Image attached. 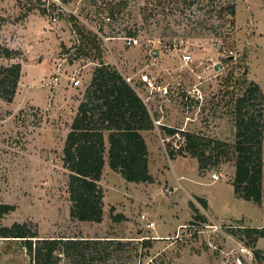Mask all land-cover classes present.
Segmentation results:
<instances>
[{"label":"rangeland","instance_id":"obj_1","mask_svg":"<svg viewBox=\"0 0 264 264\" xmlns=\"http://www.w3.org/2000/svg\"><path fill=\"white\" fill-rule=\"evenodd\" d=\"M231 4L234 16L228 12ZM128 37L138 38L140 46H126ZM149 42L159 52L154 65ZM0 46L18 52L15 59H0V65L21 64L12 102L0 101V205L13 207L0 216V229L26 223L42 238H118L129 243L124 247L129 252L115 264H257L240 254V247L252 249L239 231L264 227V129L259 206L234 195L231 156L218 162L211 157L200 171L196 158L168 157L183 147V135L172 138L160 130L150 140V170L160 181L131 186L119 197L125 181L110 172L105 155L102 222H79L69 215L62 151L99 63L129 79L142 97L151 88L141 78L146 75L157 91L155 102L172 99L169 124L206 140L233 142L234 100L244 93L245 81L259 86L263 100L248 97L244 110L262 108L264 122V0H0ZM182 54L191 61L182 64ZM74 78L80 80L76 88L70 85ZM173 169L186 176L181 185ZM212 174L219 179L213 182ZM185 190L207 199L210 213L222 223L210 222L207 209ZM189 203L204 221L194 217ZM111 207L125 220L113 223ZM141 215L167 234L155 238ZM237 217L246 219L233 221ZM143 242L147 246L141 247ZM255 248L264 251V238ZM0 264L33 262L23 241L0 237Z\"/></svg>","mask_w":264,"mask_h":264},{"label":"trees","instance_id":"obj_2","mask_svg":"<svg viewBox=\"0 0 264 264\" xmlns=\"http://www.w3.org/2000/svg\"><path fill=\"white\" fill-rule=\"evenodd\" d=\"M235 15L233 4L228 8ZM129 34V33H128ZM18 52L0 46V59L12 60ZM21 76L18 61L0 65V101L11 103ZM245 83L244 93L234 100V140L231 144L216 139H205L199 134L180 131L183 147L169 151L175 155L196 158L200 171L206 168L207 159L217 162L231 156L234 176L230 182L236 198L259 206L263 196V112L262 108L244 110L246 99L254 94L263 97L253 81ZM166 136L178 132L177 127L160 126ZM154 129L153 118L135 89L108 65L99 63L84 91V98L66 135L62 151L63 167L68 171V192L71 207L69 215L79 222L100 223L103 218L104 193L99 185L107 157L111 171L121 175L129 183H153L148 173V151L142 132ZM208 148L209 155L205 156ZM231 150L228 153V150ZM196 201L207 208L205 200ZM194 217L201 221L194 206L189 203ZM9 205H0V216L12 211ZM113 223L125 220L122 214H113ZM241 232L249 242L257 264H264V251L255 248L258 239L264 238V227H245ZM0 237L20 239L24 243L33 264H115L122 259L124 247L129 245L111 237H52L42 238L29 224H14L0 229ZM147 246L146 242L140 245ZM136 252L137 247H133ZM130 258V257H129Z\"/></svg>","mask_w":264,"mask_h":264},{"label":"crops","instance_id":"obj_3","mask_svg":"<svg viewBox=\"0 0 264 264\" xmlns=\"http://www.w3.org/2000/svg\"><path fill=\"white\" fill-rule=\"evenodd\" d=\"M168 73L169 72H173V71H167ZM159 73V72H158ZM137 92V91H136ZM148 95H146L145 97H142V96H140L139 95V93L137 92V94L140 96V98L143 100V102L145 103V105H146V108H147V110H148V112H149V114H150V116L153 118V123H154V121H158L159 123H160V126H167V127H173V125H171V124H169V121L167 120L168 118H170L171 116H173V111H172V108L174 107V104L171 102L170 103V101L172 100V99H169V98H166L165 100H162L161 102H155V95H153V94H156V93H153V92H157V91H155V89L154 88H150L148 91ZM157 110H159L160 112L162 111V114H159V113H157ZM163 122V123H162ZM159 131H160V128L158 127V126H154V129L153 130H151V131H145V132H142L141 134H142V136H143V138H144V140H145V143H146V146H147V151H148V173H149V175L152 177V179H153V181H155V182H158V181H160V180H158V178H157V176L155 175V174H153L152 172H151V170H150V165H151V155H150V153H151V147H150V144H151V142H150V140L152 139V135L151 134H155V135H157L158 137H159ZM104 167H105V163H104ZM103 167V168H104ZM173 168V167H172ZM110 172H112V171H110ZM171 174H172V176L174 177V179L179 183V181H184V179H186V176L183 174V172H180V171H175L174 169L173 170H171ZM105 176V171H103L102 172V176H101V179H100V182L102 181V178ZM121 181V180H120ZM125 181V180H124ZM162 181H164L165 182V185L167 184L168 185V183L170 182L167 178H163L162 179ZM100 182H99V184H100ZM167 182V183H166ZM121 183H122V185H123V191H120L119 189V194H120V196L119 197H121V196H123L124 194H126L125 193V191L127 190V189H129L131 186H144V183H138V184H136V183H129V182H122L121 181ZM151 184V183H150ZM170 184H171V182H170ZM180 184V183H179ZM172 185V184H171ZM181 185V184H180ZM169 187H170V185H169ZM172 187H173V185H172ZM173 189L176 191V187H173ZM106 191V190H105ZM185 192L188 194V195H193V196H196V197H199V198H202V197H200V196H197V195H195V194H193V193H190L188 190H185ZM105 195H106V192H105ZM105 197V196H104ZM118 199V198H117ZM203 200H205V202H206V205H207V219L210 221V222H212V223H222V222H217V220H215V218H214V216H212V214L210 213V202L207 200V199H205V198H202ZM112 205H114V204H112ZM115 206V205H114ZM145 216V215H144ZM145 221L146 222H153L154 223V225H153V228H151V229H153L154 231H155V234H156V236L157 237H155V238H162V236H160L159 234H167V231H161L160 229H157V230H155V228H156V224H155V222L154 221H152L151 219H148V217H146L145 216ZM245 219L246 218H239V217H237V218H234V220L233 221H245ZM184 223L182 222V223H179V224H177L176 226H175V229L176 228H180L182 225H183ZM150 229V230H151ZM158 232H161V233H159L158 234ZM158 234V235H157ZM167 236V235H166ZM164 237V236H163Z\"/></svg>","mask_w":264,"mask_h":264},{"label":"built area","instance_id":"obj_4","mask_svg":"<svg viewBox=\"0 0 264 264\" xmlns=\"http://www.w3.org/2000/svg\"><path fill=\"white\" fill-rule=\"evenodd\" d=\"M106 20L108 21L109 20V18L107 17L106 18ZM52 21L53 22H55L56 21V18L54 17V18H52ZM124 41H125V45L126 46H128V47H137V46H140V41L138 40V38H135V37H128V38H124ZM159 43V42H158ZM155 45L154 44H152V42H149L148 43V47H149V49H148V54H149V63L151 64V65H154L155 64V61H156V59L158 58V56H159V52H157V49L154 47ZM178 47H174V52L175 53H180V49H177ZM191 61V56L189 55V54H182L181 55V59H180V62L182 63V64H187L188 62H190ZM141 78H142V80L144 81V82H146V83H148V85L151 87V88H154L152 85H151V83L150 82H148V77L146 76V75H142L141 76ZM127 82H129V79H127ZM70 85H71V87H74V88H76V87H78L79 85H80V80L78 79V78H74V79H72L71 80V83H70ZM158 89H160L159 87H157ZM161 91L163 92V93H166L167 92V90H166V88L164 87V88H162L161 89ZM154 124L155 125H158V124H160L158 121H154ZM180 131H182V129H178V132H176L173 136H171L172 138H177V139H180L181 137V132ZM182 139H183V137H182ZM167 140V139H166ZM184 141V140H183ZM179 148V147H178ZM177 148V149H178ZM219 179V177H218V175H216V174H212L211 175V180L214 182V181H217ZM140 219L142 220V221H145L146 219H145V216L144 215H141V217H140ZM153 225H154V223L153 222H146L145 221V223H144V227L146 228V229H151V228H153ZM240 254H242V255H246L247 256V259H251L252 257H254L253 256V253L251 252H249L246 248H244V247H240Z\"/></svg>","mask_w":264,"mask_h":264}]
</instances>
